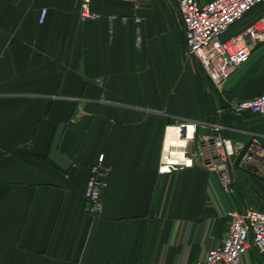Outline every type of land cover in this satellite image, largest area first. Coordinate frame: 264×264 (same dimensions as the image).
<instances>
[{"label":"crops","instance_id":"crops-1","mask_svg":"<svg viewBox=\"0 0 264 264\" xmlns=\"http://www.w3.org/2000/svg\"><path fill=\"white\" fill-rule=\"evenodd\" d=\"M91 7L99 20H82L79 0H0V264H197L222 244L229 211H264V167L240 160L233 193L199 165L160 176L167 128L220 124L226 138L264 142V116L215 114L264 91V43L219 94L186 55L173 0ZM262 16L264 4L227 37ZM102 155L93 217L84 190ZM244 264L264 261L252 250Z\"/></svg>","mask_w":264,"mask_h":264},{"label":"built area","instance_id":"built-area-1","mask_svg":"<svg viewBox=\"0 0 264 264\" xmlns=\"http://www.w3.org/2000/svg\"><path fill=\"white\" fill-rule=\"evenodd\" d=\"M182 21L186 41V55L199 62L204 75L222 92L223 83L241 66L250 61L252 52L264 43V16L239 34L227 37L231 28L251 12L263 6L264 0H173ZM82 20H99L101 15L92 10V0H79ZM47 10L41 11L44 22ZM140 22V19L136 20ZM137 46L141 45L138 38ZM264 116V91L250 99H226L225 106L216 108V115ZM197 122H182L171 126L177 130L184 144L164 149L157 172L160 176L199 165L215 172L224 190L233 193L234 177L239 161L249 162L264 154V146L257 135L248 143L222 135V125L214 124L216 134L197 135ZM167 128V132L168 129ZM197 141L195 145L194 142ZM195 145V146H194ZM239 162V163H238ZM79 168L78 163L72 165ZM104 155L91 167V176L84 190L86 211L93 217L103 209V196L108 186ZM264 177V171H261ZM228 227L222 244L210 250L197 264H244V257L257 251L264 261V211L255 207L231 210L227 213Z\"/></svg>","mask_w":264,"mask_h":264},{"label":"bare ground","instance_id":"bare-ground-1","mask_svg":"<svg viewBox=\"0 0 264 264\" xmlns=\"http://www.w3.org/2000/svg\"><path fill=\"white\" fill-rule=\"evenodd\" d=\"M184 144V140L179 138L177 130L173 127H170L166 136L165 150H169L171 146L179 147Z\"/></svg>","mask_w":264,"mask_h":264},{"label":"rangeland","instance_id":"rangeland-1","mask_svg":"<svg viewBox=\"0 0 264 264\" xmlns=\"http://www.w3.org/2000/svg\"><path fill=\"white\" fill-rule=\"evenodd\" d=\"M213 86H214V85H213ZM214 88L217 90V92H219L218 89H217L215 86H214ZM222 90H223V89H222ZM222 93H223V91H222V92H219V94H222ZM225 115H226V116H229V117L231 116L230 118L233 117V118L236 119V118H241L244 114L239 116V115H232V114H230V113H226ZM225 115H224V116H225ZM234 123H235V122H234ZM260 141H261L262 145L264 146V142L262 141L261 138H260ZM258 158H260V163H259V165H258V169L261 170V169H263V167H264V154L259 155ZM253 160H254V159H253ZM253 160H250L249 162H252ZM249 162H247V163H249ZM238 163H239V162H238ZM249 165H250V164H245L244 168H245V169H248V167H250ZM255 171H257V170H255Z\"/></svg>","mask_w":264,"mask_h":264}]
</instances>
